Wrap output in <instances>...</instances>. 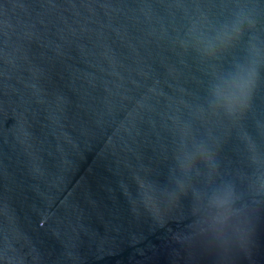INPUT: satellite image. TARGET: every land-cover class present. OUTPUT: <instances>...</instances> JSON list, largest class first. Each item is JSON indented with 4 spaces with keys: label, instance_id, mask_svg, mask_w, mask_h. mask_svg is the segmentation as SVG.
Returning <instances> with one entry per match:
<instances>
[{
    "label": "water",
    "instance_id": "water-1",
    "mask_svg": "<svg viewBox=\"0 0 264 264\" xmlns=\"http://www.w3.org/2000/svg\"><path fill=\"white\" fill-rule=\"evenodd\" d=\"M0 264H264V0H0Z\"/></svg>",
    "mask_w": 264,
    "mask_h": 264
},
{
    "label": "clouds",
    "instance_id": "clouds-1",
    "mask_svg": "<svg viewBox=\"0 0 264 264\" xmlns=\"http://www.w3.org/2000/svg\"><path fill=\"white\" fill-rule=\"evenodd\" d=\"M243 25V21L237 19L231 25H225L221 33L222 39H228L238 35ZM242 98L237 95H226L222 89H216L214 92V103L218 108H222L226 112H232L239 106ZM232 202L231 190L227 187L217 189L208 197V208L215 209L217 214L213 217L215 221L214 231L217 233V239L227 250L230 241L223 236V227L231 219L230 205ZM249 243L248 231L243 225H239L234 229V246L245 250Z\"/></svg>",
    "mask_w": 264,
    "mask_h": 264
}]
</instances>
